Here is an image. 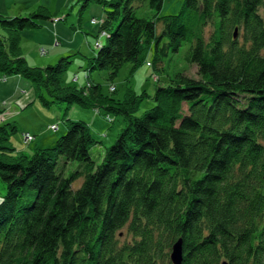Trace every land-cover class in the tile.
I'll return each mask as SVG.
<instances>
[{
    "label": "trees",
    "instance_id": "16d2710c",
    "mask_svg": "<svg viewBox=\"0 0 264 264\" xmlns=\"http://www.w3.org/2000/svg\"><path fill=\"white\" fill-rule=\"evenodd\" d=\"M92 1L108 9L90 75L113 80L126 63L133 75L148 55L159 71L187 45L197 77L176 72L139 113L147 93L117 101L93 81L66 85L78 54L28 65L22 33L52 21L46 9L0 14L6 77L32 82L45 107L77 104L125 123L100 163L85 121L68 119L54 146L31 155L7 146L14 125L0 127V264H173L178 242L181 264H264V0H184L166 16L164 0H79V16Z\"/></svg>",
    "mask_w": 264,
    "mask_h": 264
},
{
    "label": "rangeland",
    "instance_id": "374dc122",
    "mask_svg": "<svg viewBox=\"0 0 264 264\" xmlns=\"http://www.w3.org/2000/svg\"><path fill=\"white\" fill-rule=\"evenodd\" d=\"M183 1L184 0H165L159 16L179 13L183 5ZM78 10V7L74 10V12L77 13V17ZM145 10L147 14L150 15L149 8L146 5L138 11V16H145ZM159 27L161 26L159 25ZM98 39H100L98 41L101 42L102 39L100 37ZM94 48L97 50L100 47L97 48L94 45ZM187 48L188 46L184 45L178 53L170 54L169 56L164 57L163 63H160L158 66L162 68V70L159 71H155L151 63V56L149 58L148 55V58L145 60L146 62L140 66L133 75H131L133 68L131 63H126L118 73L117 77H115L113 80L109 79L107 71H93V73L90 75L89 72L85 73L83 68L78 66L75 68L73 65H70L68 72L63 76V79L66 85L85 86L92 81L99 83L102 85L103 94H105L107 97H112L117 101L123 100L129 91L138 94L147 93L150 97L142 100L139 107V113H143L155 105L152 100L157 86L167 85L170 76H173L178 71H182L190 77H197V67L187 63L184 59ZM43 50L45 49L41 48L38 52L40 57H45L47 55V51L45 50V52H43ZM74 71L80 73V80L78 77L73 79L75 76L73 73ZM85 78L87 81L85 85H83L81 82L84 81ZM69 79H73V81L67 83ZM32 85L37 97L36 88L33 83ZM113 88H116V90L114 91ZM45 93L47 94V92ZM2 113L3 112L0 113V117ZM104 113L105 112L102 111V113L98 114V110L86 109L77 104L69 106L65 103H59L53 104L51 107H45L40 102V100L37 99L34 108L31 109L25 117H22L18 127L15 126V124H11L16 127V132L11 135L10 142L7 143V146L15 149L16 154L31 155L35 151L34 143H36L37 139H40L39 142H41V137L43 135L48 136L49 134H55L58 132L57 136L53 135V138L57 137L56 140L64 135L67 131L65 124L68 119L73 121H85L89 124L94 137L99 142L92 148L91 154L94 160L100 163L104 156L105 149L111 147L115 143L121 132V129H123L125 126L122 116H115V114H111L107 117ZM95 118H97L99 121L97 126L93 124V119ZM59 125L63 127V130L60 132L58 130ZM28 131L31 133V135H36L35 140H33L34 142H25V135ZM54 145L52 143L46 148L52 147ZM75 169V165L69 166L66 171V175ZM0 192L1 194L5 192L4 185L1 182ZM121 234L122 242L128 240L129 237L127 235L126 229H124Z\"/></svg>",
    "mask_w": 264,
    "mask_h": 264
},
{
    "label": "crops",
    "instance_id": "0c3cea01",
    "mask_svg": "<svg viewBox=\"0 0 264 264\" xmlns=\"http://www.w3.org/2000/svg\"><path fill=\"white\" fill-rule=\"evenodd\" d=\"M77 1L79 0H0V13L9 17L30 16L43 8L53 18L52 21L43 23L41 28L22 33V53L29 66L46 68L56 64L61 58L78 54L72 65L75 68L77 66L83 68L86 73V57L92 58L96 55L97 50L94 45L100 40L99 37L102 39V43L105 41V38L100 34L103 21L106 18L105 10L108 8L92 1L88 10L77 17V13L74 12ZM94 19L102 24H93ZM41 48L47 51L45 57H40L38 54ZM73 73L75 75L73 79L75 77L81 79L80 73L75 71ZM73 79H69L67 83ZM86 81L85 78L81 84L85 85ZM36 101L34 87L29 80L20 76L6 77L0 71V111L3 112L0 117V127L6 124H15L18 127L22 117H25L34 108ZM93 124L95 126L99 124L97 118L93 119ZM58 130L60 132L63 127L59 125ZM27 133L31 134L29 131ZM53 135L57 136L58 132L48 136L43 135L41 142H39L40 139H37L34 143L35 150L37 148L44 149L52 143L54 145L57 137L53 138ZM32 136L35 140L36 135Z\"/></svg>",
    "mask_w": 264,
    "mask_h": 264
},
{
    "label": "water",
    "instance_id": "95a60500",
    "mask_svg": "<svg viewBox=\"0 0 264 264\" xmlns=\"http://www.w3.org/2000/svg\"><path fill=\"white\" fill-rule=\"evenodd\" d=\"M235 38H237V31L235 32ZM171 259L173 264H181L183 260V250H182V244L180 242L175 244L171 255Z\"/></svg>",
    "mask_w": 264,
    "mask_h": 264
},
{
    "label": "built area",
    "instance_id": "2783aa9c",
    "mask_svg": "<svg viewBox=\"0 0 264 264\" xmlns=\"http://www.w3.org/2000/svg\"><path fill=\"white\" fill-rule=\"evenodd\" d=\"M92 23L93 24H96V23H100V24H102V22H100V21H97L96 19H94L93 21H92ZM101 36L102 37H105L106 36V32H104V31H102L101 32ZM95 46L98 48V47H102V42H99V41H97L96 43H95ZM43 49V48H42ZM43 52H45V50H43ZM113 90L115 91L116 90V88H113ZM112 122H113V120H112ZM111 122V123H112ZM34 140V137L31 135V134H29V133H27L26 135H25V142H27V143H30V142H32Z\"/></svg>",
    "mask_w": 264,
    "mask_h": 264
}]
</instances>
